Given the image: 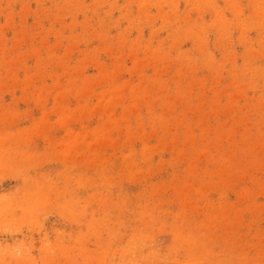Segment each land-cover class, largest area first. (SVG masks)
Wrapping results in <instances>:
<instances>
[{
  "label": "rangeland",
  "instance_id": "obj_1",
  "mask_svg": "<svg viewBox=\"0 0 264 264\" xmlns=\"http://www.w3.org/2000/svg\"><path fill=\"white\" fill-rule=\"evenodd\" d=\"M0 264H264V0H0Z\"/></svg>",
  "mask_w": 264,
  "mask_h": 264
}]
</instances>
